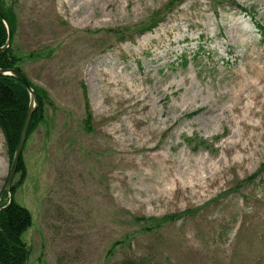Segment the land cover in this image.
Here are the masks:
<instances>
[{
	"label": "rangeland",
	"instance_id": "rangeland-1",
	"mask_svg": "<svg viewBox=\"0 0 264 264\" xmlns=\"http://www.w3.org/2000/svg\"><path fill=\"white\" fill-rule=\"evenodd\" d=\"M2 1L49 94L14 195L28 264H264V0ZM156 154L225 171L161 200ZM10 166L0 130V194Z\"/></svg>",
	"mask_w": 264,
	"mask_h": 264
},
{
	"label": "trees",
	"instance_id": "trees-1",
	"mask_svg": "<svg viewBox=\"0 0 264 264\" xmlns=\"http://www.w3.org/2000/svg\"><path fill=\"white\" fill-rule=\"evenodd\" d=\"M173 1H178L177 4H180L184 0ZM0 4L4 16L8 20L13 32L11 46L6 50H1L6 44L8 30L0 16V68L16 69L23 72L20 65L21 57L14 51V37L18 28L17 15L13 10L9 9L2 0H0ZM163 18H156L146 29L155 27ZM140 31L142 32L143 30L140 29ZM262 34L264 36V28H262ZM119 38L123 39L121 36H119ZM28 80L36 94L38 105L32 115L26 137L27 139L41 122H45L46 105L49 103V94L47 91L33 84L29 78ZM30 99L31 96L29 91L18 79L11 75L0 74V130L5 137L11 162L17 148L25 118L30 108ZM25 168L22 155L17 171V174L21 172V179L13 183L10 191L6 193V195L10 196V199L0 203V264H28L29 262L31 248L24 240L23 235L32 226L33 217L31 212L26 207L19 204L14 198L18 186L25 180ZM123 264L146 263L124 261Z\"/></svg>",
	"mask_w": 264,
	"mask_h": 264
},
{
	"label": "bare ground",
	"instance_id": "bare-ground-1",
	"mask_svg": "<svg viewBox=\"0 0 264 264\" xmlns=\"http://www.w3.org/2000/svg\"><path fill=\"white\" fill-rule=\"evenodd\" d=\"M155 147H148L149 150ZM226 149V154H227ZM157 161L155 162L158 170V178L155 179L152 185V191L157 194V198L168 199L170 195L178 194L180 191V186L182 185L186 177L195 178L196 186L209 187L213 184L219 175L224 174L225 169L222 167H217L214 163L209 162L208 159L204 158L200 161L193 162V160L187 156L183 158L181 163L174 165L171 164L169 155L156 154L153 156ZM140 175V173H139ZM175 175L173 181H171V176ZM150 178V177H149ZM141 174V180L145 181L149 179ZM171 182L176 186L175 189L170 190L167 185Z\"/></svg>",
	"mask_w": 264,
	"mask_h": 264
},
{
	"label": "water",
	"instance_id": "water-1",
	"mask_svg": "<svg viewBox=\"0 0 264 264\" xmlns=\"http://www.w3.org/2000/svg\"><path fill=\"white\" fill-rule=\"evenodd\" d=\"M0 16L2 17L4 23L7 27V30H8V38H7L6 44L1 48V50H6L11 46L13 34H12V28H11L8 20L4 16L1 4H0ZM0 74L14 76L16 79H18L24 85V87L30 92V95H31L30 108L28 110L27 116H26L25 121H24V125L22 128L21 134H20V138H19V141L17 144V148H16V151H15V154L13 157V161H12L9 173H8V178H7L5 187L0 194V202H1L4 194L10 190V187L13 183L14 177L16 175V172H17V169L19 166V161L21 159V154H22V151L24 149V144L26 141L28 129H29L30 122L32 119V115H33V112L35 111V109L37 108L38 104H37L36 94H35L34 90L32 89V87L30 86L27 77L22 72H20L16 69H1L0 68Z\"/></svg>",
	"mask_w": 264,
	"mask_h": 264
}]
</instances>
